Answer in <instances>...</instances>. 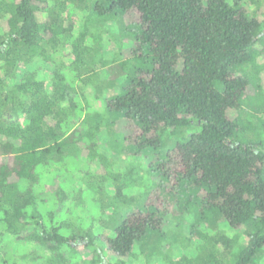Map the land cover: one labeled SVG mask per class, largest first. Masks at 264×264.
I'll list each match as a JSON object with an SVG mask.
<instances>
[{"label": "trees", "instance_id": "1", "mask_svg": "<svg viewBox=\"0 0 264 264\" xmlns=\"http://www.w3.org/2000/svg\"><path fill=\"white\" fill-rule=\"evenodd\" d=\"M96 3L99 12L133 17L136 34L131 57L115 67L114 79L126 77L123 88L106 101L108 120L97 116L93 128L123 120L125 143L136 154L157 150L164 134L177 136L155 163L168 184L162 192H151L144 208L132 211L113 233L103 229L99 238L92 226L79 227L69 216L56 223L62 205L40 211L38 200L47 202L37 194L40 185L73 205L68 179L56 172L54 159L66 158L68 147L81 144L87 155L96 154L97 140L89 127L83 128L85 109L64 72L67 56L68 66L79 65L81 71L90 50L88 35L69 0H0V159L7 158L0 160L3 235L32 252L36 246L50 252V264H68V251L82 254L80 248L92 255L85 264H109L105 247L118 258L133 255L148 233L162 231L165 203L173 200L180 214L195 209L207 221L217 213L228 228L215 239L207 264H225L219 257L233 249V264H256L264 251V152L250 138L263 134L264 123L257 128L242 113L254 84L264 82L257 62L264 56V12L253 13L243 0ZM244 131L250 138H239ZM127 187H115L113 196L122 204L134 200L126 197ZM188 190L195 199L179 197V191ZM193 260L183 255L175 263Z\"/></svg>", "mask_w": 264, "mask_h": 264}, {"label": "rangeland", "instance_id": "2", "mask_svg": "<svg viewBox=\"0 0 264 264\" xmlns=\"http://www.w3.org/2000/svg\"><path fill=\"white\" fill-rule=\"evenodd\" d=\"M96 1L98 0L79 2L69 0L70 4L77 6L79 17L83 18V28L88 35L86 43L90 50L81 71L79 65H73L72 68L68 66L71 56L64 57L66 77L75 87L77 99L85 109L83 114L81 113L83 122H86L83 128L89 127L91 129L89 131L97 140L96 154L87 155L85 145L81 144L68 147L66 158L54 159L55 165L60 168L57 167L56 172L60 174L62 171L68 179V191L73 195L72 206H69L68 200L64 202L63 196L57 198L55 194L50 193V186L40 185L37 194L40 193L41 198L47 200L45 203L38 200L39 209L43 213L54 211L56 205V209L60 205L63 206L58 214L60 217L55 220L56 223L69 216L79 227L92 226L94 234L99 238L103 229L113 233L132 211L142 210L151 192L164 191L168 183L157 170L155 163L165 158L167 151L175 145L177 136L164 134L162 145L157 150L146 149L136 154L125 143L127 131L123 120L99 130L93 128L97 124V116L108 118L105 112L107 99L119 94L123 88L126 77L122 74L119 79H114L115 69L119 70L115 67L131 57L136 34L133 17H124L119 11L99 12L95 9L98 3ZM243 1L253 13L264 12V0ZM262 48L261 45L256 49ZM64 50L65 54L71 52L69 46ZM257 62L263 66L261 76L264 77V56H258ZM250 69L248 66L247 70ZM254 85L255 89L252 87L249 98L245 100L242 117L243 120H249L255 127L260 128L264 123V82L258 81ZM196 130L198 129L194 128L191 132ZM263 131L262 135L258 134L259 136L255 135L253 138L244 131L240 133L239 138H250L257 144L258 149L264 152ZM0 160L6 162L7 158L2 157ZM45 180L47 181V178L42 179V184L46 183ZM118 185L128 186L125 188L126 197L133 196L134 200L128 204L118 202L113 196ZM43 191L47 193L43 194ZM178 195L182 199L188 197L195 199L191 190L179 191ZM166 196L164 194L163 197ZM172 201L167 200L165 203L168 213L165 212L161 232L148 233V237L136 246L133 255L129 257L118 258L108 253L105 247L103 253L105 260L109 264L115 263L117 259L121 264H176L175 262L183 255H187L194 258L191 264H207L206 258L211 253L215 239L227 234L228 228L217 213H211L208 220L204 221L195 209L180 214L175 202ZM109 204H112L113 208H110ZM2 215L0 212V218ZM46 222L48 226H52L49 219ZM2 227L0 222V264H50L52 259L50 252H45L38 246L34 247L32 252L28 245L16 243L8 234L3 235ZM61 232L68 234V229L63 227ZM200 234H208L209 239L204 241ZM238 236L243 235L239 233ZM99 242L101 247L105 246L103 241ZM240 244L242 243L237 246ZM80 251L82 254L68 251L70 258L68 264H85V260L92 258V255L83 248H80ZM236 255L237 249H233L219 258L225 264H233ZM256 264H264V251L257 256Z\"/></svg>", "mask_w": 264, "mask_h": 264}]
</instances>
